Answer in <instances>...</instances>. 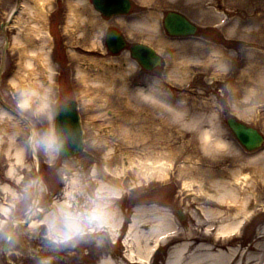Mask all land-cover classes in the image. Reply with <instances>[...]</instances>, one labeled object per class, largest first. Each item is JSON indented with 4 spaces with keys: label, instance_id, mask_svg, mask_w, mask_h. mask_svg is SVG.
Listing matches in <instances>:
<instances>
[{
    "label": "rangeland",
    "instance_id": "374dc122",
    "mask_svg": "<svg viewBox=\"0 0 264 264\" xmlns=\"http://www.w3.org/2000/svg\"><path fill=\"white\" fill-rule=\"evenodd\" d=\"M22 1L0 0V113L2 109H7L13 114L11 117L0 114V206L8 207L6 212L0 208V264H95L102 256L123 254L125 248L120 242L114 244L108 234L105 239L102 232L92 234L85 226L74 241L57 243L47 238L45 227L27 229L20 224L14 228L8 252L1 251L2 241L9 230V219L22 221L28 214L34 215L33 205L36 203V209H43L47 214L52 207L47 199H56L64 187L59 184H65L76 173L80 179V193L77 194L75 202L83 203V198L89 196L92 201L100 200L114 205L123 215V229L127 226L134 208L155 206L171 215L172 223L178 226V232L182 236L189 231L200 234L201 237L205 234L208 236L209 232L215 233L220 223L232 217L234 210L229 211L227 207H222V219L214 225L216 229L205 232L198 210L204 204L192 200L183 182L190 175L192 178L201 179L205 186L210 185L211 178L207 172L220 174L228 169L238 170L247 164L246 157L264 152V143L257 151L246 152L225 124L227 117H234L264 135V78H256L259 89L255 94L248 99L242 95L236 100L233 94V77L227 76L228 70L213 73V70H204L198 65V61L204 60V53L211 54L215 47L243 59L254 49L257 59L255 63L264 61V54H260L264 53V39H247L245 32L250 30L242 31L239 36L227 35L217 27L216 21L209 24L200 14L187 9L186 4H176L168 0H148L146 4L141 0H131L135 9H142L143 12L138 16V13L123 16L118 23V20L102 17L94 9L91 0H82L79 3L76 23L68 21L72 0L38 1L42 6V13L34 18L28 10L23 18L32 29L40 28V32L48 34L54 71L46 97L49 103L57 99L58 103L67 99L77 101L85 144L83 151L72 158H61L59 153L51 157L42 149L33 146L40 165L37 175L36 162L27 140L32 138L34 131L46 128L49 121L46 114L38 109L42 100L39 95L30 101V108L19 107V101L24 94L20 88L10 83L21 54L18 49H13L11 43L16 28L12 24L6 32L1 30V24L7 20L10 11ZM201 1L213 16L221 13L223 9L228 10V13L246 17L254 13L246 6V0ZM169 9L186 14L190 21L200 26V34L196 37L167 38L163 33L162 21ZM260 9L264 11V4L260 5ZM31 17L37 22V26L31 23ZM141 18L149 22L156 20L157 29L132 26L133 19ZM109 27L120 30L128 28L131 30L129 42L137 39L160 49L159 52L165 59L164 68L144 72L127 50L118 55L108 53L104 46V36ZM5 37L8 38L9 45L4 51ZM202 47L208 50L204 52ZM189 59L191 61H186ZM80 69L85 70L86 81L81 80ZM171 74L177 80L171 79ZM150 84L156 85L160 94L170 97L172 103L186 105L190 113L199 111L215 114L223 137L238 148V157L231 158L227 153H217L216 159L206 157L200 150L199 141L190 131L183 130L174 123L161 105L136 94V88H146ZM235 101H242V104L238 102L240 106L237 108ZM10 135L14 136V144L23 146L27 151L23 162L15 164L14 178L7 175L8 168L15 161L6 154ZM155 161L165 162L170 166L167 177H153L149 181L137 182L135 171L138 165ZM131 166L132 169H129ZM256 166H264V160L258 161ZM106 167L112 172L126 169V173L124 176L112 174L111 178H105L102 173L106 172ZM95 168L96 180L103 181L105 186L123 190L121 198L116 199L110 195L107 188L99 194L96 193L97 181L91 178ZM242 172L253 176L252 179L258 182L254 192L248 197L250 215L239 234L233 236L232 240L216 239L223 242L225 248H238L240 253L264 241L259 238L264 226V183L259 180L257 171L253 173L249 169H243ZM20 176L22 182L18 183L16 177ZM218 178L227 180L231 177L225 175L221 178L220 175ZM7 184L15 190L14 194L2 189ZM193 187L196 189L195 185ZM176 211L182 212V220L177 217ZM248 220H251L250 224L247 223ZM179 241L177 239L172 243ZM172 243L156 252L150 263L164 264ZM251 251L254 249L251 248Z\"/></svg>",
    "mask_w": 264,
    "mask_h": 264
},
{
    "label": "bare ground",
    "instance_id": "6f19581e",
    "mask_svg": "<svg viewBox=\"0 0 264 264\" xmlns=\"http://www.w3.org/2000/svg\"><path fill=\"white\" fill-rule=\"evenodd\" d=\"M38 1L50 0H23L16 10V15L12 16L9 24H14L16 28V33L12 36L11 40L12 47L13 49H18L21 53L17 70L11 77L10 83L20 88L24 94L23 99L31 101L37 95L41 96L42 100L38 108L41 110L42 104L45 101L48 102L46 95L48 96L54 71L50 57L48 34L40 32V28L32 29L23 18V14L27 13L28 10L33 14L31 16L34 18L42 13L43 9L38 4ZM81 1H71L68 15L69 23H76L78 20V7ZM147 1L141 0L145 4ZM168 1L176 4H186L187 9L200 14L209 24L216 21L218 23L217 27L227 35L239 36L242 31L250 30L249 32H245L247 33L245 35L247 39L255 41L264 39V11L260 9V5L264 4V0H246V6L254 11L253 15L248 17L241 14L228 13V10L225 11L224 9L221 13L213 16L210 9L201 0ZM253 2L254 4H252ZM15 9L16 7L10 11L7 18H10ZM33 17H31V23L37 26V22ZM116 20H118L116 21L118 23L122 18H117ZM131 23L132 26L141 29H157L156 20L149 22L141 18L133 19ZM125 31L127 37H130L131 30L125 28ZM207 50L206 47H202V51L206 52ZM260 54L263 55L264 53ZM255 60L257 59L254 49H251L243 59L229 55L225 49L215 47L212 49L211 54L206 55L204 53V60L198 61V65L204 70H213V73H220V71L225 69L228 70L227 76L233 77L234 98L238 100L242 95L245 96V99H248L252 94H255L256 90L259 89L256 78H264V61H256L257 63H255ZM133 65L135 66L134 63ZM79 74L81 75L82 81L87 80L84 69H80ZM230 74L234 75L229 76ZM170 78L177 80L174 74H171ZM135 91L136 94L144 99L161 105L169 113L174 123L181 129L190 131L193 137L199 141L200 150L206 157L216 159L217 153H227L231 158L238 157L236 155V153H239L238 148L232 141L223 137L222 129L215 114H205L199 111L190 113L186 105L172 103L170 97L160 94L156 89V85L150 84L146 88L138 87ZM235 102L237 108L242 104V101ZM0 114L9 117L13 115L7 109H2ZM6 154L12 156L15 160L7 171V175L14 178L15 164L23 162L24 147L14 144L13 135L9 136ZM34 159L38 165L37 175H39L40 165L36 152ZM262 160H264V152L246 157L245 161L247 164H244L238 170L228 169L224 172L222 171L220 174L209 171L207 173L210 174L211 184L207 186H205L201 179L192 178L190 175L188 176L189 179L183 182V186L186 188L188 195L192 197V200L204 204L198 210L203 219L202 224L205 225V232L216 229L214 225L218 224L222 219V207H227L229 211L234 210L232 217H229L227 221H223L224 223H220L215 233L212 234L209 232L208 236L205 234L204 237H201L200 234L189 231L182 236L178 232V226L172 223L171 215L165 211L155 206L136 208L132 211L125 228V237L123 239L125 250L123 254L102 256L95 264H151L150 258L157 247L163 248L177 239L180 241L171 244V249L167 254L164 264H264V241L258 242L257 245L250 246L246 251L240 253L238 248L232 246H226L225 248L223 242L216 240L223 238L230 241L233 236H236L240 232L244 221L250 215V209L247 206L248 197L252 195L258 182L256 179H252L253 176L244 174L242 170L249 169L252 172L257 171L260 175H258L260 177L259 180L264 183V166H256V163ZM129 169H132V166ZM169 169L170 166L161 161H155L154 163L146 165L139 164L135 171L137 182L143 180L149 181L153 177L166 178ZM125 170L121 169L118 172H112L106 167L107 173L103 172L102 174L105 178H111L112 174L124 176L126 173ZM220 175L221 178L225 175L231 178L220 180L218 178ZM96 176L97 169L95 168L92 171L91 178L96 180ZM16 181L21 183L22 177H16ZM96 181L98 185L96 193L99 194L104 188H107L109 194L113 195L116 199L123 196V190L105 186L101 180ZM194 185L196 189L193 187ZM2 189L8 193H15V190L11 189L8 184L3 185ZM79 189L80 179L76 173L65 182L61 193L53 201L51 211L45 214L41 221H30L26 228L36 229L43 224L46 228L47 238H49L48 224L42 223V221H50L52 214L55 213L57 227L62 231H66L65 224L67 223L75 228L78 234L82 226L85 225L89 227V232L93 234L102 232L105 239H107L106 234H108L114 240L122 225L123 215L114 205L100 200L92 201L89 196L83 198V203L80 201L76 203V196L80 193ZM36 206H38L37 203L33 205L35 209ZM0 208L3 212L8 211L6 205H1ZM28 217L29 215L27 219ZM18 223L19 220L14 219L13 230ZM101 223L103 227L99 226ZM261 233L259 238L264 239V226L261 228ZM251 248L254 249L253 252Z\"/></svg>",
    "mask_w": 264,
    "mask_h": 264
},
{
    "label": "water",
    "instance_id": "95a60500",
    "mask_svg": "<svg viewBox=\"0 0 264 264\" xmlns=\"http://www.w3.org/2000/svg\"><path fill=\"white\" fill-rule=\"evenodd\" d=\"M96 9L103 15L110 17L115 13H128L129 3L123 0H93ZM120 3V4H119ZM165 28L170 35L185 36L194 35L196 26L184 17L169 13L164 22ZM8 42L5 43V48ZM126 43L118 31L111 30L106 35V46L112 53H118L125 47ZM132 57L146 70L150 71L155 67H161L160 57L150 47L143 45H135L130 48ZM0 69V76H1ZM55 125L61 134L66 138L65 148L60 151L62 157H71L78 154L83 146V131L80 125V117L77 111V104L72 100L66 101L55 109ZM226 124L233 133L236 140L246 151H254L258 149L263 141V136L254 128L229 117ZM30 143V141H29ZM180 220L183 215L180 211L176 212ZM13 226L8 237L4 241V248H7L8 238L12 236Z\"/></svg>",
    "mask_w": 264,
    "mask_h": 264
},
{
    "label": "clouds",
    "instance_id": "9594fccd",
    "mask_svg": "<svg viewBox=\"0 0 264 264\" xmlns=\"http://www.w3.org/2000/svg\"><path fill=\"white\" fill-rule=\"evenodd\" d=\"M55 101L51 103L45 101L41 106V111H43L49 124L46 128L42 130H36L32 134V144L35 148L42 149L45 154L55 157L60 151L65 148L66 138L61 134L56 125L53 123L54 112L52 105ZM19 107L21 109H28L31 107V102L28 99H21L19 101ZM42 223L48 224V236L53 242L63 243L69 239L74 238L77 235V230L67 223L65 224L66 231H62L57 227L56 214H52V219L42 221ZM103 227L101 223L99 225Z\"/></svg>",
    "mask_w": 264,
    "mask_h": 264
},
{
    "label": "flooded vegetation",
    "instance_id": "af4514ba",
    "mask_svg": "<svg viewBox=\"0 0 264 264\" xmlns=\"http://www.w3.org/2000/svg\"><path fill=\"white\" fill-rule=\"evenodd\" d=\"M169 11H177V10H174V9H169L167 12H169ZM130 12H131V14H133V13H138L137 15H140L142 12H143V10L142 9H135V7H134V4L132 3V2H130ZM177 12H179V11H177ZM130 14V15H131ZM185 17H186V14H184V13H182ZM199 32H201V30L199 29L198 30ZM130 47V46H129ZM59 87V86H58ZM32 219H28L26 222H25V224H22V223H19L21 226H23V227H26L28 224H29V222L31 221Z\"/></svg>",
    "mask_w": 264,
    "mask_h": 264
}]
</instances>
